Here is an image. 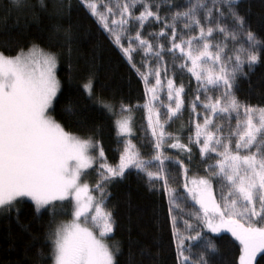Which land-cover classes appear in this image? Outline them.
Segmentation results:
<instances>
[{"label":"snow or ice","instance_id":"snow-or-ice-1","mask_svg":"<svg viewBox=\"0 0 264 264\" xmlns=\"http://www.w3.org/2000/svg\"><path fill=\"white\" fill-rule=\"evenodd\" d=\"M38 2L46 7L44 0ZM238 3L106 0L100 11L96 2L85 0L145 89L147 129L143 132L151 152L145 155L134 143L133 108L121 102L115 121L119 152L115 164L108 162L96 131L74 134L52 114L61 88L60 53L34 42L26 48L0 39V213L11 212L23 198L32 202L37 219L46 211L52 264H119V242H106L116 223L108 207V186L133 169L147 177L150 186L164 181L177 264H210L207 257L217 248L208 233L225 230L239 242L238 264H254L257 254H264V106L235 94L238 76H247L245 68L251 71L260 62L264 38L246 28ZM9 6L18 11L34 7L28 0H9ZM153 21L162 26L144 35L143 29ZM59 33L70 54V28L53 25L50 39L56 40ZM125 38L127 46L122 43ZM137 52L142 53L140 66L134 62ZM71 69L69 64L70 79ZM185 70L196 81L191 99L186 98L184 83L175 80ZM83 89L91 98V72ZM99 102L117 114L112 103ZM185 110L187 125L168 131ZM62 113L71 123L74 106L66 105ZM165 146L178 154H167ZM194 148L206 174L189 178ZM168 162L179 166L184 193L178 195L169 184ZM93 169L94 184L85 179ZM69 212L70 221L56 222L57 215ZM200 241L202 250L193 258V244ZM38 255L43 258V253ZM128 264H132L131 253Z\"/></svg>","mask_w":264,"mask_h":264},{"label":"trees","instance_id":"trees-1","mask_svg":"<svg viewBox=\"0 0 264 264\" xmlns=\"http://www.w3.org/2000/svg\"><path fill=\"white\" fill-rule=\"evenodd\" d=\"M28 2L34 7L18 11L10 8L9 0H0V39H11L26 48L34 42L60 53L57 75L61 88L54 99L55 112L52 114L55 118L67 131L74 134L86 135L90 131H96V138L102 141L108 162L115 164L119 159L115 121L119 116L120 103L129 104L133 108L131 115L134 119V143L141 147L145 155L150 154L151 147L147 144L143 132L147 129L143 127L144 124L146 127L145 111L142 107L145 102L144 85L110 34L98 23L97 17L91 14L85 0H44L45 8L39 6L38 0ZM183 2L184 0H176L177 4ZM238 10L245 18L246 28L264 38V0H239ZM163 14L162 10L161 15ZM55 24L65 29L70 28V54L68 46L63 44V33L57 34L56 40L50 39ZM161 26L153 21L143 29L144 35L158 31ZM122 43L127 46L128 40L125 38ZM229 47L231 48V42ZM141 56L142 53H134L137 66L142 63ZM167 60L169 75H172L171 56H168ZM151 63L155 65L154 60ZM69 64L72 65L71 79ZM245 71L248 72L247 76L237 78L235 94L242 101L264 106V48L260 62L251 71L247 67ZM89 72L93 74L91 98L83 89ZM175 80L177 84L184 83L186 98L191 99L195 94V79L190 78V74L185 70L182 76L177 73ZM100 100L112 103L117 114L108 112ZM68 104H72L75 111L71 123L62 113V109ZM188 121L189 113L185 110L182 117L171 123L168 131L173 132L181 123L187 125ZM187 136L188 132L185 131L184 142H187ZM165 147L167 149V146ZM193 152L195 158L189 165V178L206 174L203 165L199 163L198 148H194ZM167 154L176 156L178 150L167 149ZM182 158L187 163V157ZM167 167L169 184L177 189L178 195L184 193V176L179 166L168 162ZM163 188V180L150 186L147 177L138 175L134 169L127 170L122 179L117 178L108 186V207L113 210L116 223L114 233L109 234L107 239L110 245L119 242L121 246L119 264H128L130 253L132 264H177L172 225L168 216L169 203ZM217 196L219 197L218 188ZM49 219L46 211L37 219L34 205L27 198L18 202L11 212L0 213V264H51V241L46 238ZM52 227L54 228L55 224ZM180 227L183 228L182 223ZM208 235L214 239L217 248L215 253L207 257L210 264H238L239 242L231 233ZM202 243L203 241L194 242L193 258L199 255ZM38 253H43L42 259ZM254 264H264V254L258 253Z\"/></svg>","mask_w":264,"mask_h":264},{"label":"rangeland","instance_id":"rangeland-1","mask_svg":"<svg viewBox=\"0 0 264 264\" xmlns=\"http://www.w3.org/2000/svg\"><path fill=\"white\" fill-rule=\"evenodd\" d=\"M93 2H96L97 4H98V7H99V10L100 11H104V6H105V3H106V1H101V2H99L98 0H93ZM136 11H137V9H136ZM55 99V98H54ZM143 107V106H142ZM143 110L145 111V109L143 108ZM146 115H147V113H146V111H145V118H146ZM133 121H134V119H133ZM145 121H146V127H145V124L143 125V127L144 128H147V119H145ZM192 177H194V176H192ZM192 177H190V178H192ZM85 179H87L90 183H95L96 182V179H97V175H96V172H95V170L93 169V170H91L90 172H89V175L87 176V177H85ZM28 199V198H27ZM30 200V199H29ZM72 219V217H71V214H70V212L67 214V216H63V214H60V215H57V217H56V221H57V223H59V222H68V221H70ZM222 232H227L226 230L225 231H222ZM106 242L107 243H109V240L108 239H106ZM110 244V243H109ZM52 264V263H51Z\"/></svg>","mask_w":264,"mask_h":264}]
</instances>
